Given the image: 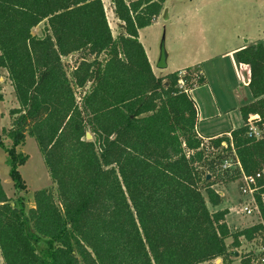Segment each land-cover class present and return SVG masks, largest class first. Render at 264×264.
<instances>
[{"label":"trees","instance_id":"1","mask_svg":"<svg viewBox=\"0 0 264 264\" xmlns=\"http://www.w3.org/2000/svg\"><path fill=\"white\" fill-rule=\"evenodd\" d=\"M109 1L115 36L101 0H0V68L17 102L0 148L15 191L26 190L18 168L28 156L17 147L27 135L52 182L34 191L26 209L22 195L11 200L0 181L2 262L232 264L228 252L241 240L259 236L264 245V187L255 194L261 222L236 231L225 222L228 210L210 211L206 201L218 205L213 186L240 176L237 168L219 169L224 159H237L245 174L264 164V47L235 50L251 100L238 108L243 124L230 138L207 145L189 94L205 82L190 70L200 64L185 68L191 75L180 89L176 71L153 72L138 37L165 0ZM71 55L77 63L66 67L62 58ZM251 116L258 138L247 136ZM253 261L246 255L241 263Z\"/></svg>","mask_w":264,"mask_h":264},{"label":"rangeland","instance_id":"2","mask_svg":"<svg viewBox=\"0 0 264 264\" xmlns=\"http://www.w3.org/2000/svg\"><path fill=\"white\" fill-rule=\"evenodd\" d=\"M101 1L111 33L115 36L118 32V22L111 11L110 1ZM165 6H169L167 20L162 19L161 11L158 16L153 18L149 26L138 30L139 40L153 72L156 75H165L199 62L206 82L191 89L189 94L198 103L200 111L207 109L214 113L217 110L215 105L219 106V110H221L219 116L217 114L215 116L214 113V116L208 121L200 119L199 130L202 131L201 126L225 127L229 121L224 115L226 112H231L233 125H240L242 118L238 107L244 103V97L250 98L251 94L244 84L243 64L237 61L235 50L254 42H260L264 47V0H165ZM41 27L42 25H39L33 32H38V30L41 32ZM163 32L168 60L166 70L159 71L154 65ZM62 61L66 67L74 66L77 63L75 60L71 62L68 57L62 58ZM190 70L192 76L200 72L199 70L194 71L193 68ZM0 83L3 94V99L0 101L1 131L2 128H9L11 121L9 111L17 107V102L8 80L1 78ZM230 83L233 86L231 88ZM234 87L238 89L237 92ZM236 94L238 97L235 96ZM204 140L207 145L211 141ZM4 143L9 145L10 141L4 139ZM17 150L28 156L26 162L18 168L25 181L26 190L17 192L13 188L5 161L6 154L1 148L0 181L7 197L14 200L18 195H22L25 208L28 209L33 206L34 191L48 188L52 182L42 154L33 138L27 135ZM241 183L240 177L230 182H224V179H221L217 186H213L217 192L220 190L223 192L220 196L221 202L214 207L206 201L210 211L225 208L228 210L225 219L231 227V231L261 222L258 214L249 215L243 212L242 208L248 204L249 198L240 192ZM262 201L264 202V195ZM260 244H262V237L259 236L250 242L242 240L241 248L236 250L238 256L234 257L232 264H242L241 260L246 255L253 258V264H262L260 258L264 256V251L260 247L264 245L260 246ZM0 264H3L1 257Z\"/></svg>","mask_w":264,"mask_h":264},{"label":"built area","instance_id":"3","mask_svg":"<svg viewBox=\"0 0 264 264\" xmlns=\"http://www.w3.org/2000/svg\"><path fill=\"white\" fill-rule=\"evenodd\" d=\"M176 75H177V86L180 89H186L187 84H186V77L189 75H191L190 70L187 69H180L176 71ZM258 117L257 116H251L248 118L247 124H248V131H247V136L248 137H255L258 138L260 137L262 130L259 129L257 126H255L254 121L257 120ZM228 137L230 138V135H228ZM221 146L223 147H227V143L226 142H222ZM229 146L232 149V143H229ZM231 168H237L238 171L240 172V179H241V186H240V192L245 195L248 196V204L246 206H244L242 208L243 212H245L246 214H252V213H256L259 215L260 218V210L259 207L257 205V202L255 200V194L258 190H260L262 187H264V184H259L258 180L262 177H264V164L261 166V168L256 171L253 174H245L240 166L239 161L233 160V159H224L222 161V163L219 165V169L220 170H227V169H231ZM261 220V219H260ZM261 250L264 251V246L261 247ZM260 262L262 264H264V256H262L260 258Z\"/></svg>","mask_w":264,"mask_h":264},{"label":"crops","instance_id":"4","mask_svg":"<svg viewBox=\"0 0 264 264\" xmlns=\"http://www.w3.org/2000/svg\"><path fill=\"white\" fill-rule=\"evenodd\" d=\"M38 27V26H37ZM34 29H36V27L34 28ZM33 29V30H34ZM35 34H37V35H40L41 34V32H40V30H38V32H34ZM256 40V39H255ZM246 43H247V41H246ZM238 48H240V47H238ZM237 48V49H238ZM197 63H199V62H196V63H193V64H191V65H189L188 67H190V66H193L194 64H197ZM200 64V63H199ZM201 66V65H200ZM242 69H244V77L246 78L247 76L245 75L246 74V66L245 65H243L242 66ZM180 70V69H179ZM177 71V70H176ZM200 72H201V74L204 76V74H203V71H202V69L200 68ZM170 73V72H169ZM1 78H5V79H7L6 78V71L4 70V69H1L0 68V79ZM205 79V78H204ZM8 80V79H7ZM9 82V81H8ZM206 82V81H205ZM205 82H204V84H205ZM244 84L246 85V83H245V80H244ZM204 87V86H203ZM231 87H233L232 86V84L230 83V88ZM195 90V89H194ZM193 90V91H194ZM234 90H235V92H237L238 91V89L236 88V87H234ZM190 92V91H189ZM236 97H238V94H236L235 95ZM191 97H192V95H191ZM193 99H194V97H192ZM244 101V103L245 102H247V101H250L251 100V96H250V98H245L244 97V99H243ZM194 101H195V103H196V106H197V117H198V120H197V125H196V129H197V133L200 135V136H203L205 139H209V138H213V137H218V136H222V135H226V136H228L229 135V131L230 130H232V129H234V128H237V127H239V126H241L242 124H243V121H241V123H240V125H238V126H235V125H233V123H232V120H231V112H226V113H224V115H225V117L226 118H228L229 119V121H228V124L225 126V127H220L219 128V126H213V127H208V126H201L203 129H202V131H200L199 130V123H200V119L202 120V119H205V121H208L210 118H212V116H214V113H215V116H216V114L219 116V114L221 113V110H219V106H217V105H215V109H217L214 113H211V111H208L207 109L206 110H201L200 111V107L198 106V103L196 102V100L194 99ZM244 103H242V105L244 104ZM241 106V105H240ZM239 106V107H240ZM238 107V108H239ZM202 112V113H201ZM201 113V114H200ZM216 186H217V184H215ZM214 189H215V187H213ZM217 191V190H216ZM221 194H219V196H222V194H223V192L220 190L219 191ZM214 207H216V206H214ZM214 207H212V208H214ZM213 211H216L215 209L213 210ZM225 222H226V219H225ZM226 224H227V222H226ZM227 226L229 227V225L227 224ZM229 229L231 230V227H229ZM239 229V228H238ZM226 243L227 244H229L230 243V239H227L226 240ZM241 243H242V240H241ZM239 248H241V245H240V247H238V249ZM233 250H237V249H233ZM233 259H235L234 257H233ZM220 262V261H219ZM213 263H215V261L213 262ZM233 263V262H232ZM205 264H208V263H205ZM215 264H218V263H215Z\"/></svg>","mask_w":264,"mask_h":264},{"label":"water","instance_id":"5","mask_svg":"<svg viewBox=\"0 0 264 264\" xmlns=\"http://www.w3.org/2000/svg\"><path fill=\"white\" fill-rule=\"evenodd\" d=\"M161 17H162V19L164 21L169 18V6L163 7V10H162V13H161ZM244 41L246 42V40H244ZM74 58H75V55H71L69 57V60L71 62H73ZM167 60H168V53H167V50L165 48V34L163 32L162 35H161L159 44H158V56H157L156 61H155V65H154L155 68L157 70H159V71L166 70V68H167ZM245 83H247V77L245 78ZM85 137H86V139H90L91 135L87 132ZM207 178H209V175H207ZM219 194H221V193H219ZM228 254L231 257H237L238 256V252L236 250H230L228 252ZM219 261H220V259L217 258L215 260V263H219Z\"/></svg>","mask_w":264,"mask_h":264}]
</instances>
